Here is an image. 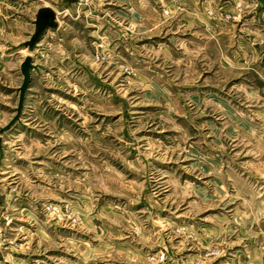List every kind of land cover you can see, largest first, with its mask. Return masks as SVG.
I'll use <instances>...</instances> for the list:
<instances>
[{
  "label": "rangeland",
  "instance_id": "rangeland-1",
  "mask_svg": "<svg viewBox=\"0 0 264 264\" xmlns=\"http://www.w3.org/2000/svg\"><path fill=\"white\" fill-rule=\"evenodd\" d=\"M0 264H264V0H0Z\"/></svg>",
  "mask_w": 264,
  "mask_h": 264
},
{
  "label": "water",
  "instance_id": "water-1",
  "mask_svg": "<svg viewBox=\"0 0 264 264\" xmlns=\"http://www.w3.org/2000/svg\"><path fill=\"white\" fill-rule=\"evenodd\" d=\"M45 11V10H44ZM50 14H52L49 11ZM49 17V16H47ZM50 18L53 19V15H50ZM34 68L35 70H38V67L35 64L31 63V57L30 56H26V58L24 59V61L21 64V74L23 75V81L22 84L20 86V94H19V101H18V107H17V114L16 116H14L13 119H17L20 112H21V108H22V104H23V99H24V93L28 87L29 84V80H30V69Z\"/></svg>",
  "mask_w": 264,
  "mask_h": 264
}]
</instances>
